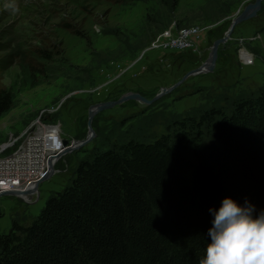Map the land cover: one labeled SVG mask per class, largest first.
<instances>
[{
  "label": "trees",
  "instance_id": "16d2710c",
  "mask_svg": "<svg viewBox=\"0 0 264 264\" xmlns=\"http://www.w3.org/2000/svg\"><path fill=\"white\" fill-rule=\"evenodd\" d=\"M180 1L159 0L113 58L134 56L172 21L180 29L222 19L234 2L208 0L195 13L181 11ZM53 28L79 31L64 17ZM34 37L0 27V118L18 103L2 81L8 67L17 64L21 83L34 85L70 64L58 36ZM102 62L87 66L82 82L94 84ZM226 197L253 205L254 216L264 212V85L233 98L229 109L186 113L150 140L130 135L94 147L38 214L0 232V264H199L211 239L210 209Z\"/></svg>",
  "mask_w": 264,
  "mask_h": 264
},
{
  "label": "rangeland",
  "instance_id": "374dc122",
  "mask_svg": "<svg viewBox=\"0 0 264 264\" xmlns=\"http://www.w3.org/2000/svg\"><path fill=\"white\" fill-rule=\"evenodd\" d=\"M249 1L253 0H234L231 12L219 19L221 22L214 28L196 35L192 46L159 49L147 47L150 41L147 48H140L132 57L113 58L119 44L126 37L132 40L143 25L147 11L158 8L159 0H134L127 4L110 0H0V27L18 31L29 40H35L39 31L58 36L64 41L70 64L74 65L68 63L61 74L50 75L34 85L21 83L17 64L2 73V81L15 91L18 103L0 118V149L4 148L0 154L7 155L25 143L30 159L20 153L8 159L7 174L11 179L0 187L24 189L32 178L45 172L48 154L61 148L63 137H85L91 104L117 98L127 91H139L152 97L163 86L178 81L208 56L214 39L224 35L236 11L243 10ZM206 2L208 0H181L179 7L183 12L200 13ZM59 6L61 8L57 9ZM51 7L55 10L51 11ZM63 17L77 23L79 31L53 28ZM213 21L201 19L194 25ZM41 22L46 27L41 26ZM175 23L172 21L166 28L174 26L175 30ZM263 28L264 0L257 15L239 22L231 37L220 44L214 70L189 75L152 103L130 98L96 113L92 119L95 130L92 139L62 154L54 162L56 170L30 197L15 193L0 195V232H7L14 218L29 221L38 214L49 195L68 183L80 159L89 157L94 147L104 148L113 140H123L130 135L150 140L186 113L200 114L214 105L229 109L233 98L257 91L264 85ZM257 33L259 37L249 40ZM239 37L247 39L245 46L255 53L251 64L239 59ZM201 51H204L203 56ZM102 60L92 71L95 83L82 82L87 66ZM17 164H22L20 169L9 168Z\"/></svg>",
  "mask_w": 264,
  "mask_h": 264
},
{
  "label": "clouds",
  "instance_id": "9594fccd",
  "mask_svg": "<svg viewBox=\"0 0 264 264\" xmlns=\"http://www.w3.org/2000/svg\"><path fill=\"white\" fill-rule=\"evenodd\" d=\"M207 235L211 238L199 264H264V212L241 206L231 197L223 199Z\"/></svg>",
  "mask_w": 264,
  "mask_h": 264
},
{
  "label": "water",
  "instance_id": "95a60500",
  "mask_svg": "<svg viewBox=\"0 0 264 264\" xmlns=\"http://www.w3.org/2000/svg\"><path fill=\"white\" fill-rule=\"evenodd\" d=\"M263 0H253L249 1L243 8V10L238 9L236 11L235 15L233 16L230 25L224 35L219 36L214 39L213 43L211 44L210 52L208 56L196 67L189 69L186 71L183 76L176 81L175 83L169 85V86H163L159 92H157L154 96L152 97H146L139 91H127L123 94H121L117 98L113 99H106V100H101L99 102H96L94 104H91L89 107V120H88V133L85 137L81 139H69L68 137H63L62 138V144L61 148L58 150H54L52 153L48 154V163L49 166L44 173H41L39 178L36 180V183L33 187H36V189L39 188V184L47 179L56 169L54 167V158L60 157L62 154H64L67 151H70L76 147H81L83 144L86 142L90 141L92 137L95 134L94 127L92 125V119L95 116L96 113L106 109L110 108L118 103H121L125 100H128L130 98H139L147 103H152L162 95H164L167 92H171L175 87L178 86L180 82H182L184 79H186L189 75L191 74H197L201 72H208L212 71L215 69L218 55H219V46L222 42H225L229 37H231V34L233 33L235 26L244 20H247L251 17H254L257 15L259 9L262 7ZM27 189L24 190H4L0 192V195L2 194H7V193H15L20 195L19 193L25 192L29 193ZM31 196V195H30Z\"/></svg>",
  "mask_w": 264,
  "mask_h": 264
},
{
  "label": "built area",
  "instance_id": "2783aa9c",
  "mask_svg": "<svg viewBox=\"0 0 264 264\" xmlns=\"http://www.w3.org/2000/svg\"><path fill=\"white\" fill-rule=\"evenodd\" d=\"M221 20L209 22V23H203V24H196L191 25L187 27H182L180 29H175L174 26H171L169 28H166L165 31L158 33L150 42V44L147 47L152 48H159V49H166L169 47H185V46H192L195 44V36L203 31L210 30L211 28H214L217 26ZM260 36V33H257V35L253 36L252 38H249V40L255 39ZM240 41V47H239V59L246 64H251L255 61V53L251 51L249 48L245 46V42L247 39L244 37H239ZM145 47V48H147ZM144 48V49H145ZM144 54V52H143ZM34 133L30 134L34 135ZM28 140V138H27ZM26 142V141H25ZM25 143L20 145L15 151L7 154V155H1L0 154V186L1 184L10 182L11 176L7 174V168H8V159H11L13 156H16L17 154H22V157H29L30 159V150L25 149ZM6 148V147H5ZM4 148L0 149V152L3 151ZM22 165V164H20ZM19 164L12 166L10 165V169H17L20 166ZM20 169V168H19ZM13 172V171H12ZM43 173V172H42ZM40 176V175H39ZM37 176V177H39ZM36 177V178H37ZM4 187H0V191L4 189H8Z\"/></svg>",
  "mask_w": 264,
  "mask_h": 264
},
{
  "label": "bare ground",
  "instance_id": "6f19581e",
  "mask_svg": "<svg viewBox=\"0 0 264 264\" xmlns=\"http://www.w3.org/2000/svg\"><path fill=\"white\" fill-rule=\"evenodd\" d=\"M58 158H59V157H57V158L55 157L54 160H53V162H56V160H57ZM47 166L50 167L48 161H47ZM38 178H39V177H38ZM38 178L33 179V180H30V182L27 183V185H26V187H25L24 189H27L29 193L22 192V193H19V194H20L21 196H23V197H26V198H27V197H30V195H32L35 191H37L36 187H33V186L35 185L36 180H37ZM26 180H28V179L26 178ZM5 188H8V187H5ZM24 189H22V190H24ZM4 190H18V189H4ZM4 190H1V191H4ZM27 190H26V192H27ZM1 191H0V192H1Z\"/></svg>",
  "mask_w": 264,
  "mask_h": 264
},
{
  "label": "crops",
  "instance_id": "0c3cea01",
  "mask_svg": "<svg viewBox=\"0 0 264 264\" xmlns=\"http://www.w3.org/2000/svg\"><path fill=\"white\" fill-rule=\"evenodd\" d=\"M201 55H202V56L204 55V51H203V52L201 51ZM201 61H203V60H201Z\"/></svg>",
  "mask_w": 264,
  "mask_h": 264
},
{
  "label": "flooded vegetation",
  "instance_id": "af4514ba",
  "mask_svg": "<svg viewBox=\"0 0 264 264\" xmlns=\"http://www.w3.org/2000/svg\"><path fill=\"white\" fill-rule=\"evenodd\" d=\"M94 118V117H93ZM34 178H32V180H33Z\"/></svg>",
  "mask_w": 264,
  "mask_h": 264
}]
</instances>
